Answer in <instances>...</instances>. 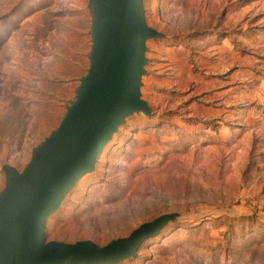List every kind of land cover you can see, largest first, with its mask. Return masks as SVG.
Returning <instances> with one entry per match:
<instances>
[{"label": "rangeland", "instance_id": "1", "mask_svg": "<svg viewBox=\"0 0 264 264\" xmlns=\"http://www.w3.org/2000/svg\"><path fill=\"white\" fill-rule=\"evenodd\" d=\"M141 97L47 220L100 247L156 221L112 264H264V0H143ZM89 0H0V192L61 123L88 72Z\"/></svg>", "mask_w": 264, "mask_h": 264}, {"label": "water", "instance_id": "2", "mask_svg": "<svg viewBox=\"0 0 264 264\" xmlns=\"http://www.w3.org/2000/svg\"><path fill=\"white\" fill-rule=\"evenodd\" d=\"M92 49L76 100L59 126L33 148L22 171L6 163L0 192V264H112L135 257L158 221L104 247L86 240L46 241L48 217L86 174L126 118L151 115L141 97L146 41L163 34L149 27L143 0H89Z\"/></svg>", "mask_w": 264, "mask_h": 264}]
</instances>
